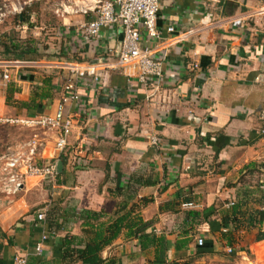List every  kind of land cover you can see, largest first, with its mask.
I'll use <instances>...</instances> for the list:
<instances>
[{
	"label": "crops",
	"instance_id": "0c3cea01",
	"mask_svg": "<svg viewBox=\"0 0 264 264\" xmlns=\"http://www.w3.org/2000/svg\"><path fill=\"white\" fill-rule=\"evenodd\" d=\"M161 5L157 26L163 38L153 40L144 30L142 41L157 55L166 53L159 90L141 85L135 70L118 65L120 23L89 38L82 26L95 19V13L60 16L64 43L60 56L50 62L98 64L101 78L79 84L86 110L73 129L61 176L51 181L19 169V191L0 198V227L7 234L0 264H14L16 256L26 257L27 264H63L67 235L85 242L91 223L107 224L119 215L125 195L116 193L118 175L123 191H135L126 211L154 221L153 231L169 240L168 261L258 264V250L262 253L264 246L257 238L259 230L264 231V0H162ZM247 15L242 27L232 25L233 18ZM170 26L198 32L187 41L166 43ZM60 70L13 68L9 83L2 82L0 72V110L8 115L51 112L71 78ZM12 83L19 89L14 100L30 102L40 94V106L8 105ZM153 135L160 138L159 145L151 143ZM30 138L23 139V146L34 140ZM40 138L37 163L59 160L56 132H41ZM77 146L85 147L88 166L69 163ZM29 148L13 155L27 157ZM186 203L196 206L186 208ZM234 207L238 212L223 226ZM253 209L261 210L262 225L257 227L249 226ZM88 211L103 217L90 220ZM41 212L45 221L38 218ZM48 214L55 221L52 228ZM44 234L49 240L38 254L36 245ZM200 237L203 247L198 245ZM201 251L204 254L198 255ZM156 252L155 247L143 250L140 239L126 229L103 255L116 256L124 264H165L156 260Z\"/></svg>",
	"mask_w": 264,
	"mask_h": 264
},
{
	"label": "built area",
	"instance_id": "2783aa9c",
	"mask_svg": "<svg viewBox=\"0 0 264 264\" xmlns=\"http://www.w3.org/2000/svg\"><path fill=\"white\" fill-rule=\"evenodd\" d=\"M162 0H85L84 4L71 5L64 3L61 15L83 13H95L96 18L82 26V34L89 38H97L101 35L103 29L120 23L123 27V42L118 65L123 68L135 70V78L138 82L154 90H159L165 75L166 53L157 55L153 49L143 47V31L153 40H161L162 33L158 30V18L161 10ZM249 19L247 16L233 18V26L242 27ZM168 32L171 34L165 41L166 43H180L193 38L198 30L191 27L187 30H177L175 26H170ZM198 67V64H195ZM49 67L63 69L70 73L71 78L66 83L63 97L48 113L34 115H8L0 110V126H17L27 128L33 132L32 142H30L29 156H12L7 159L8 162L4 168L6 178L4 190L8 194H14L19 191L22 180L19 169H25L27 175L41 177L44 179L56 180L57 164L59 160L50 161L38 165L34 154L41 146L39 139L41 132H56V150L59 158L66 155L70 146V137L73 133L78 118L83 116L86 110V103L79 91L80 82L91 79L98 82L101 78V69L98 64L83 65L75 61L45 62L36 60H0V72L2 73V82L11 81V69ZM2 86V85H1ZM1 97V90H0ZM260 119L264 122V107L260 112ZM153 145L161 143L157 135L151 137ZM83 153V155H81ZM86 149L83 146H77L72 149L69 155V163L88 166L89 158H86ZM231 205H234L232 202ZM194 203H186L184 207L192 208ZM41 221L46 220V214H38ZM49 235L44 234L36 245V252L42 254ZM204 238L198 239V245L203 246ZM231 251V250H230ZM14 264H27V258L16 256Z\"/></svg>",
	"mask_w": 264,
	"mask_h": 264
},
{
	"label": "trees",
	"instance_id": "16d2710c",
	"mask_svg": "<svg viewBox=\"0 0 264 264\" xmlns=\"http://www.w3.org/2000/svg\"><path fill=\"white\" fill-rule=\"evenodd\" d=\"M31 16L32 13L30 11H26L18 15L17 18L20 20V23L22 25H29ZM44 54L49 53H47V51L41 50V44H39V42L32 40L15 41L14 39H12L11 44L4 45L0 50V60H35L31 58L37 57L38 59H41V57L47 56ZM69 80H67V82ZM17 91H19V89L17 86H15L14 83L9 85L7 94L8 105L14 104L15 106H20L28 109L30 106H33L34 108L40 106L41 103L36 102V97H39L40 94H36V97L33 98L30 102H21L19 100H14V94ZM44 95L48 98L51 97L48 92H44ZM29 114L34 115L36 113ZM59 160H62L64 165H66L68 159L65 155H62ZM42 164L43 163H38V165ZM61 174L62 173H57V177L61 176ZM123 189L124 187L121 185V175H118L116 193L125 195V199L122 200L123 202L119 204V208L117 211V214L119 215L112 222L107 224L91 223L90 229L87 231V233H89V238L85 242L83 240H80L76 235H67L63 239V252L60 257L61 262L63 264H124L123 261L116 256L104 257L103 254L104 251L112 246L113 243L121 236L124 230L128 229L131 236H135L140 239L143 250L150 247L156 248L157 261H163L165 264H191L189 261L167 260L170 247L169 240L165 235H157L153 231L154 221H144L143 218L139 215L132 217V211H126L128 203L132 199V196L134 194L133 192L135 191L131 189H128V191H123ZM147 200L148 199L144 201L147 202ZM235 208L236 207H234L231 211V215H227V217H224L223 226H228L231 217H234V215L238 212ZM87 215L90 220L95 221L100 220L103 217L102 213L94 211H88ZM260 216L261 210L253 209L250 212L249 226L257 227V224L262 225ZM233 221L236 222V219L233 218ZM47 224L49 228L55 226V221L51 214H48ZM223 234L226 235V233ZM5 238H7V234L0 227V254L2 253V250L4 248V243L2 242V240ZM257 238L258 240H264V231L262 229L259 230V236ZM197 254L202 255L204 254V251L197 252Z\"/></svg>",
	"mask_w": 264,
	"mask_h": 264
},
{
	"label": "rangeland",
	"instance_id": "374dc122",
	"mask_svg": "<svg viewBox=\"0 0 264 264\" xmlns=\"http://www.w3.org/2000/svg\"><path fill=\"white\" fill-rule=\"evenodd\" d=\"M69 1L71 0H0V50L4 45L11 44L12 39L15 41L32 40L39 42L41 50L49 53L44 54L47 56L41 58L47 61L57 60V56H60L61 46L64 43L60 33V27L62 26L61 10L63 4L69 3ZM26 11L32 13L31 21L29 25H22L17 17ZM31 59L36 60L38 58ZM54 69L55 71H61L57 68ZM31 132L27 128L17 126H0V156L4 154L14 156L13 154H16L17 150L28 149L30 143L25 147L22 141L32 137L33 132ZM7 162L6 158H0V198L9 196L3 188V180L6 178L4 168ZM10 195L13 196L14 194ZM260 251L262 253L258 250V264H264V246L260 248Z\"/></svg>",
	"mask_w": 264,
	"mask_h": 264
},
{
	"label": "water",
	"instance_id": "95a60500",
	"mask_svg": "<svg viewBox=\"0 0 264 264\" xmlns=\"http://www.w3.org/2000/svg\"><path fill=\"white\" fill-rule=\"evenodd\" d=\"M63 169H64V163L62 160H59V162L57 164V172L62 173Z\"/></svg>",
	"mask_w": 264,
	"mask_h": 264
}]
</instances>
